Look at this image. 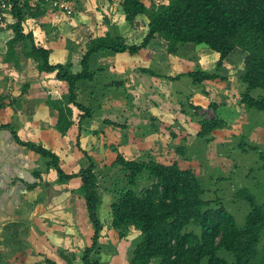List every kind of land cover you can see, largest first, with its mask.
<instances>
[{"label":"rangeland","instance_id":"obj_1","mask_svg":"<svg viewBox=\"0 0 264 264\" xmlns=\"http://www.w3.org/2000/svg\"><path fill=\"white\" fill-rule=\"evenodd\" d=\"M142 1L147 8L151 5L158 6L168 2V0ZM68 4L75 10V13L71 18L73 21L66 24V29L59 27L58 31L54 28V23L58 21L47 11L43 17L34 19L38 20L35 24L29 18L25 23L24 32L27 33L31 27L33 32L42 33L43 42L47 40L53 42L54 40L52 46L58 44L64 52L66 50L65 59L67 61L63 65H71L73 72L76 61L78 62L85 52L87 41L89 42L92 38L106 32H110L112 35H122L125 44L129 46H138L141 43L145 33L142 21L136 20V30H134L129 25H125L126 23L121 19L120 21L115 19L117 22L111 19L113 16L121 14V0H68ZM79 14L84 17L80 16L79 18ZM141 23L143 24L142 28H140ZM1 33L0 44H2V40L7 41L9 38L7 33ZM35 38L37 39L38 36ZM190 46L197 48L202 56L201 61L204 60V51L212 56L215 55L203 45ZM145 52L148 50H141L136 54H112L91 59L90 71L96 72V76L91 83L85 82L79 85L77 95V102L81 106L91 109L90 116L88 117L70 105L72 111L70 120L73 125L64 136L59 133L58 135L61 137L57 136L56 129L52 127L48 131L40 132L39 139L36 138V141H39L38 145L53 151L59 157V166L66 173H78L93 163L100 196L96 213L103 225V231L106 230L108 233L106 236H109L108 242H101L98 251L93 254V258L98 259L100 264H128L134 248L142 239L138 230L128 229L119 232L113 230L110 225L109 205L118 197L119 191L127 189V174L116 163L117 156L137 162L158 161L164 164L176 162L181 169L193 170L203 189L202 199L211 202L212 207H224L234 217L238 228L244 226L245 216L249 211L248 203L238 194L239 190H247L255 197L256 203L264 205V171L261 169V161L257 152L264 149V114L255 110H246L239 103L240 93L243 91L241 85L239 87L240 81L227 82L226 85L218 87L217 85L192 86L191 79L185 78V76L173 81L169 78L182 72L186 73L195 69L209 72L214 70V66L206 69L200 61L199 54V59H196L195 48L181 49V57L176 59L179 65L174 64V67L153 63V57ZM16 55L20 57V63H22L25 57L21 54L20 47H17ZM238 55H242L239 50L230 57L235 60ZM230 57L227 59L228 62ZM54 59L62 62V54L54 56ZM239 59L241 63V58H238V62ZM11 60L14 61V58ZM155 60L156 58H154ZM12 61L8 63V66L13 65ZM173 61L172 59L170 63ZM35 65L34 63V67H28L27 64H24L25 81L34 83L41 81L37 79L38 70ZM99 67H104L103 74L98 73L97 68ZM132 68L134 72L138 73L141 69H146L151 71L154 76L142 73L139 83L135 84ZM129 69L131 74H128ZM226 70V68H220L218 71L225 74ZM234 71L237 74L235 76L240 77L243 72V64L241 66L240 64L234 65ZM112 72L120 74V78L112 76ZM123 73H126L125 78L122 76ZM52 77L56 80L54 75ZM164 77L165 80H163ZM156 78L159 81H165L164 89L146 87L148 80L152 84L153 79ZM54 85L52 90L57 88L56 83ZM188 85L190 89L187 87ZM43 86L47 87L46 84ZM191 87H195V95L200 96L199 100L193 101L194 105L198 107L197 114L188 107L187 97L191 95L189 92H193ZM82 89L83 93L79 94ZM166 89L171 92L169 96L165 94ZM163 90L162 97L158 93ZM37 92L39 93V90ZM260 93V90H254L251 94L256 97ZM174 94L177 95L179 102ZM212 94L214 96L210 98L209 96ZM39 96L43 97L42 94L38 95L35 100L39 102L37 104L43 105L45 100ZM39 98H41L40 101H38ZM65 99L66 96L63 97V100ZM165 101L166 105L163 104ZM211 102L219 104L215 116L225 122V126L215 130L205 139L197 138L200 120L212 114L208 108ZM180 103L184 105L180 106ZM140 105H144L146 108L142 110L140 107H136V111L132 110V106ZM164 109L172 110L166 112L167 116H173L177 112L175 115L179 117V121L173 122L171 118L159 116L151 123L150 112L159 110L160 113V110L163 112ZM145 110H148V113ZM181 110H184L187 115L180 112ZM41 113L44 111L42 110ZM53 117L50 118L53 119ZM189 117L194 119L190 121ZM55 118H57L56 114ZM165 121L167 124L163 125L161 122L166 123ZM27 134L32 136L30 131H27ZM52 136L54 137L51 138ZM44 162L45 160L40 159L44 183L54 186L64 184L59 182L54 169L45 171ZM66 184L72 188L74 195L71 221H68L71 214L65 216L62 213L61 205L63 203L59 201L53 206L54 208L48 204L46 206L41 204V208L33 206L32 203L28 204L25 213L35 210V214L37 216L39 214L40 219L51 220L57 226L50 225L57 228L59 225L63 229L65 222L72 225L82 234L83 241H85L84 247H86L90 241L88 235L93 229L87 218L84 202L82 204L79 199L82 196L77 191L79 179ZM150 184L151 180L147 173H143L138 177L134 189L136 192H140ZM47 209L48 211L53 210V213L48 214V211H45ZM30 219H24L18 224L10 223L4 227L3 233H1L5 236L3 249H6V254L0 262H4L3 264H47V260H50L55 264H69L67 260H72L70 254L61 250L56 254L48 251L47 248L49 250L51 248L46 246L47 243H44L43 238L45 237L35 234V237L44 243L42 247L35 245L34 233H38V226L41 233L42 231L47 232L50 237L52 229L47 224L45 229L44 220L35 223ZM57 228L54 229L55 233L58 231ZM185 231L197 235L200 232L196 226L191 224L186 227ZM260 247H264V234ZM74 249L73 247L72 252L75 251ZM37 250L39 252H36ZM218 256L224 258L229 264L233 263L232 255L226 251L220 250ZM79 263L80 259H75L70 264ZM151 264H158V259L152 260Z\"/></svg>","mask_w":264,"mask_h":264},{"label":"trees","instance_id":"obj_2","mask_svg":"<svg viewBox=\"0 0 264 264\" xmlns=\"http://www.w3.org/2000/svg\"><path fill=\"white\" fill-rule=\"evenodd\" d=\"M8 1L12 4L11 21L0 25V32L9 36L5 42L4 62H10L20 47L21 54L34 61L39 73L53 74L66 85L64 102L51 98L46 101L50 112L57 116L55 129L62 136L73 125L71 106L90 116L91 109L81 106L77 95L79 85L91 83L96 76V72L90 71L91 59L112 54H136L156 40L172 56L180 57L181 49L187 45H203L218 55L213 71L195 69L169 78L177 81L185 76L191 79L192 86L197 87L224 83L226 78L220 76L218 70L238 49L243 54V72L239 77L243 91L239 103L246 110L264 114V0H168L166 4L149 8L142 0H121L124 20L129 27L134 29L136 20L144 23L146 34L141 43L126 45L122 35L110 32L92 38L74 72L69 64L50 65V51L37 46L31 32H24L27 19L42 17L47 11L53 13L50 2ZM71 18L61 16L57 21ZM97 69L99 74L104 71V67ZM140 73L154 76L146 69H141ZM254 90L261 93L254 97L251 94ZM188 107L198 113L193 102L189 101ZM218 107L219 104L211 102L208 108L212 114L200 120L197 138L205 139L225 126V122L215 116ZM1 131H8L16 144L45 160V169H54L59 182L79 179L78 192L83 197L93 229L90 244L82 251L80 264H100L93 258L99 249L98 239L103 229L96 213L100 196L93 163L78 173L66 174L59 166L58 156L51 150L21 140L10 124H0ZM257 152L264 171V149ZM116 163L127 174V189L119 191L118 197L109 205L111 228L119 232L134 229L142 235L128 264H151L154 259H158V264H229L218 256L220 250L232 255V264H264V247H260L264 234V205L256 203L255 197L247 190L238 193L249 205L244 226L238 228L234 217L224 207H212L211 202L202 199L203 189L193 170L181 169L176 162H137L122 156H117ZM39 173H35V178H39ZM143 173H147L151 184L136 192L138 177ZM35 186L27 187L32 189ZM190 224L199 229L198 235L185 231ZM67 263L70 264L71 260ZM47 264L54 263L47 261Z\"/></svg>","mask_w":264,"mask_h":264},{"label":"crops","instance_id":"obj_3","mask_svg":"<svg viewBox=\"0 0 264 264\" xmlns=\"http://www.w3.org/2000/svg\"><path fill=\"white\" fill-rule=\"evenodd\" d=\"M80 16L82 17L83 15L79 14V18H80ZM111 17H109V18H111ZM113 17L111 19L114 22H117V21H115V19L118 21H120V19H121L123 22H125L124 15H123L122 11H121V14H118V16H113ZM31 19H32V23H34V24L37 23V21H38V20H34L35 18H31ZM26 21H25V23H26ZM71 21H73V19L72 20L71 19L70 20L69 19L64 20V21H61L59 23L55 22L54 28H56L58 31L60 30L59 27L66 29V26H67L66 24L70 23ZM25 23H24V28H26ZM125 25L128 26L127 23ZM142 27H143V24L141 23L140 28H142ZM38 29H40V28H38ZM134 30H136V28H134ZM27 32H31L33 34L34 41H35V44L37 46L42 47V48L50 51V55H49V64L50 65H58V64L63 65L67 61L65 59L67 56L66 50L64 52V50L61 48V46H58V44H55V45L53 44V46H52V43H54V40H53V42L52 41L48 42V40L43 42L44 39L42 37V33H40V32L35 33V31L33 32L31 27H29V30ZM1 34L2 33L0 32V36H1ZM145 34H146V30H145L144 36H145ZM37 36H38V38L36 39L35 37H37ZM5 42L6 41L2 40V44H0V50H1L0 51V103H2V107L0 108V124L1 125L2 124L12 125L14 129L15 128L17 129V130L15 129V131L17 132V135L21 140H23L25 142L26 141L32 142V143L38 145L37 143L39 141H36V138L39 139V133L42 132L43 130L48 131V129L52 128V127L55 128L54 123H56L55 113L50 112L49 107L46 105V101L48 100V98H51V100H61L63 102L64 101L63 97L67 95V87L64 83L58 81L57 79L54 80L52 77L53 74H45V73L37 72L38 73L37 79H38V81L40 79L41 80L40 82L34 83L32 81L29 82L28 80L25 81L26 74H25L24 64H27L28 67L29 66L34 67V63H33L34 61L32 59L24 58L22 60V63H20V57H18V55H15L14 61L11 60L13 62L12 63L13 65L8 66L9 62H4V57H5V52H6ZM87 45H88V41L85 44V47ZM59 48H61V49H59ZM185 48H189V49L195 48L196 59H199V57H198V54H199L200 61H201L202 56L198 52L196 47L187 45V46H185ZM146 50H148V52H145V53H149L150 57H153L152 62L155 64L159 63L160 65H163V66L166 64V66H172V67H174L173 66L174 64L179 65L178 62H176V59L178 58V56H172V55L170 56L169 54H167L160 41H157V40L152 41L147 46ZM237 50L238 49L234 50L231 55H233ZM213 53L215 54L214 56H212L208 52L204 51V60H202L201 62L206 69H209V68H212L213 66H215V64L218 60V55L215 52H213ZM58 54L59 55L62 54V59H63L62 62H58L57 60L55 61L54 56H56ZM229 57L227 59H229ZM154 58H156L155 61H154ZM238 58H241V63H240V59L238 62ZM172 59L174 61H173V63H170ZM188 59H189V57H188ZM227 59L224 61V64L221 67V68L227 69L225 71L226 73L223 74L221 72L219 73V71H218V74L220 76H223L226 78L225 82L222 83L221 85H223V84L226 85L227 82L230 83L232 81H239V79H238L239 77L235 76L237 74L234 71V65L240 64V66H241L243 64L242 63L243 62V54L240 56L238 55V57H236L235 60L230 57L229 62ZM78 62H79V60H78ZM78 62L76 61L75 70L78 67ZM14 63H17V64H14ZM228 63H230V64H228ZM231 69H233V70H231ZM72 70H73V68H72ZM126 70H128V69H126ZM131 71H133V68ZM131 71L129 69L128 74H131ZM103 73H104V71L101 72L100 74H103ZM112 73H111L112 76H116V78H120V74L117 75V73H113V74ZM133 75L135 78V84H137V83H139L140 76L143 74L133 71ZM122 76H124L123 78H125L126 73L125 74L123 73ZM153 80H154V82L152 84L148 80V83L146 85L147 88L151 89V87L152 88L156 87L155 89H157L160 87L161 90L164 89V85H166L165 81H159L158 78L153 79ZM163 80H165V77ZM55 83L57 85V88L58 87L59 88L58 89L55 88L54 90H52L54 88L53 85ZM236 83H238V82H236ZM44 84H46L47 87H44L43 86ZM121 84H123V83L121 82ZM221 85H217V87L221 86ZM11 86H13V87L11 88ZM15 86H17V88H15ZM161 87H163V88H161ZM187 87L190 89L189 85ZM237 87H238V85H237ZM239 87H240V84H239ZM194 88L191 87L193 92L192 93L189 92L191 95H188L190 102H193L196 99L197 100L200 99L199 98L200 96L195 95ZM14 90H16V92H14ZM38 90H39V93L37 92ZM173 90H174L173 92L175 93L174 88H173ZM18 91H20V92H18ZM60 93H61V95H60ZM82 93H83V89L79 91V94H82ZM163 93H164V90L161 91L160 93H158V95L162 96V95H164ZM41 94L43 97H41V96H39V97L44 98V100H45L43 105L37 104L39 102H37L35 100L36 98H38V95H41ZM165 94H167V96H169L171 94V92L168 91V89H166ZM56 95H58V96H56ZM174 96L177 99V95L174 94ZM213 96L214 95L212 94L209 97L212 98ZM41 98H39L38 101H40ZM177 102H179L178 99H177ZM165 103H166V101L163 102L164 105H166ZM180 106H181V103H180ZM136 107L137 108L140 107L142 110H144L146 108L144 105L132 106V110L136 111V109H137ZM42 110L44 111V113H41ZM145 111H146V113H148L147 112L148 110H145ZM158 111L156 110L154 112L153 111L150 112L151 116H152L151 123H152V121L157 119V117H159V116L165 117V118L166 117L171 118L173 122L179 121V117H177L175 115L177 112L175 114H173V116H167L168 114H166V112L172 111V110L164 109L163 110L164 113L161 110H160V113ZM180 112L187 115L186 113H184V110L183 111L181 110ZM39 113H40V116L38 117ZM173 113H174V111H173ZM46 116H48L49 118L47 117L45 119ZM50 117H53V119ZM193 119L194 118L189 117L190 121ZM165 122L166 123H163V122H161V123L163 125L167 124V121H165ZM27 131H30L32 133V136H31V134L28 135ZM56 135L59 137L62 136V135L61 136L58 135V131H57ZM53 137L54 136H52L51 138H53ZM40 159H42V158H40L38 155H36L32 151L26 150L23 147L16 144L8 131H1L0 132V260L2 259L4 254H6V249L5 250L3 249V245H4L3 243L5 242V239L3 240V238L5 236L2 233H3L4 227H6L10 223L11 224H15V223L18 224L19 222L23 221L24 219L29 220V218H31L30 220L34 221L35 223H38L39 221L42 222V220H44L43 225H44L45 229H46V224L48 225V227H50L52 229V236L50 237L49 233H47V232L44 233V231H42V233H43L42 234L41 231L39 230L40 228L38 226V233H34V241L36 243V244L34 243L35 245L42 247V244L47 243L46 246L48 245L52 249V251H51V249L49 250V248H47L48 251H50L52 253L55 252V254L59 250L66 252V253L68 252L70 254L69 256L72 258L71 262L75 261V259H81L82 251L85 248L84 247L85 241H83L82 234L76 228H74L70 224H67L66 222H65V226L63 227V229H62V227H59V225H58V228L54 227L53 225L51 226L50 224H54V222H51V220H49V219H44V218L40 219L41 217L39 216V214H38L39 217L35 214V210L30 211V212L28 211L27 213H25L26 208H28V204L32 203L33 206H36L38 208H41L40 207L41 204H42V206H46L48 204V205H52V207H53L59 201V202L63 203L61 205V207H63L62 213H64L65 216L71 214L70 220H68V221H71V219H72V208H73V201H74V195H73L72 188H70L66 183L59 185V186H54L51 184L44 183V177H42V171L40 169V166H41ZM45 171H49V170L45 169ZM37 172H40L39 178H35V173H37ZM64 173H66V172H64ZM66 174H75V173H66ZM73 180H75V179H73ZM73 180L68 181V182H72ZM77 180H78V178H77ZM32 184H36V186L32 189H28L27 186L32 185ZM79 186H80V181H79ZM77 191H79V187L77 188ZM79 199H81V203L83 204V202H84L83 197L81 196V197H79ZM37 204H38V206H37ZM24 208H25V210H23ZM45 211H48V209ZM52 211L53 210L48 211V214L53 213ZM47 222H49V223H47ZM54 225L57 226L56 223ZM55 228L58 229L57 233L54 232ZM105 229H106V227H105ZM35 234L39 235V237L40 236L45 237V238H43L45 240L44 243L42 242V240L40 242V240L37 237H35ZM106 234H108V233H106V230L104 232L102 229V231L100 233V237L98 239V244H100L101 242L102 243L108 242L109 236H106ZM91 235H92V231L90 232V235H88V236H90V238H91ZM89 244H90V241H89L88 245H86V247L89 246ZM73 247L75 248L74 252H72ZM36 252H39V251L37 250ZM47 261H50V260H47ZM3 263L0 262V264H3ZM52 263H54V262H52Z\"/></svg>","mask_w":264,"mask_h":264},{"label":"built area","instance_id":"obj_4","mask_svg":"<svg viewBox=\"0 0 264 264\" xmlns=\"http://www.w3.org/2000/svg\"><path fill=\"white\" fill-rule=\"evenodd\" d=\"M50 8L53 9V18L59 20L61 16H66L67 18L72 17L74 15V9L66 1H50ZM33 3L36 0L32 1ZM11 9L12 4L8 0H0V25H5L11 21Z\"/></svg>","mask_w":264,"mask_h":264}]
</instances>
